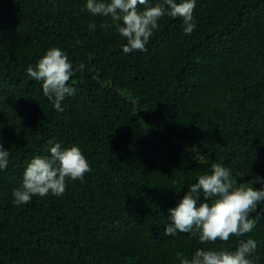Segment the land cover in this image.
<instances>
[{
    "label": "trees",
    "instance_id": "trees-1",
    "mask_svg": "<svg viewBox=\"0 0 264 264\" xmlns=\"http://www.w3.org/2000/svg\"><path fill=\"white\" fill-rule=\"evenodd\" d=\"M83 4L0 0V144L10 153L0 264H179V253L249 236L264 264V202L253 229L228 240L163 232L167 209L211 163L237 182L264 176V0H196L191 33L164 15L145 49L128 53L111 18ZM51 46L77 69L62 111L25 71ZM49 141L79 145L90 170L66 178L59 196L13 203L26 163Z\"/></svg>",
    "mask_w": 264,
    "mask_h": 264
},
{
    "label": "clouds",
    "instance_id": "clouds-1",
    "mask_svg": "<svg viewBox=\"0 0 264 264\" xmlns=\"http://www.w3.org/2000/svg\"><path fill=\"white\" fill-rule=\"evenodd\" d=\"M195 4L196 0H84L83 8L93 15L109 16L114 31L124 38L121 51L128 53L145 49L164 15L179 16L182 31L191 33L196 27ZM95 27L94 23L89 24V28ZM79 67L82 69L83 65ZM76 70L66 51L57 46L45 49L34 64L25 68L31 78L40 82L42 94L57 111L63 110L61 102L65 97L75 92L69 81ZM9 156L8 148L0 144V170L8 166ZM89 170L79 145L62 146L59 141H49L47 154L35 155L26 163L20 184L12 189L13 203L23 204L33 195L59 196L65 191L66 178L83 181ZM232 171L213 162L208 170L198 174L174 206L167 209L164 234L189 233L204 242L228 240L229 234L250 232L260 216L250 213L264 202V176L256 174L237 182ZM254 183H259V187H254ZM256 247L257 240L249 236L239 240L234 248L196 247L190 257L179 253L178 260L179 264H254Z\"/></svg>",
    "mask_w": 264,
    "mask_h": 264
}]
</instances>
